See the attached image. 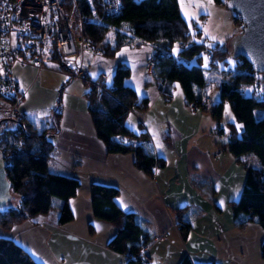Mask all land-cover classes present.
Listing matches in <instances>:
<instances>
[{"label":"crops","instance_id":"1","mask_svg":"<svg viewBox=\"0 0 264 264\" xmlns=\"http://www.w3.org/2000/svg\"><path fill=\"white\" fill-rule=\"evenodd\" d=\"M198 32L193 40L204 43L199 40L202 32ZM104 42L113 46L114 36ZM152 50L149 44L123 45L113 55L85 50L84 78H72L54 60L39 69L18 63L12 67L18 88L23 91L20 107L25 118L38 130L46 131L52 142L54 151L48 171L79 182L75 195L67 201L73 215L70 221L58 223L61 200L55 199L49 212L14 224L8 230L0 227V237L14 241L38 264L127 262V255L108 248L116 228L94 216L92 184L117 188L115 204L134 213L152 234V240L141 252L149 257L148 264H179L185 256L197 264H264V213L239 227L230 205L240 196L247 169L258 166L244 164L249 153L238 160L229 152V129L219 127L210 110L187 108L183 90L175 94L177 86L173 84L177 81L172 82L170 98L161 94L152 71L145 69ZM118 63L130 68L123 84L135 91L137 104L147 100L146 108L138 106L128 111L125 125L138 138L145 136L154 156L164 159V166L156 165L153 176L136 167L134 153L107 152L88 109V81L102 76L104 83L112 87ZM206 74L208 88L214 86L218 92L216 68ZM160 104L166 108H158ZM11 122L3 127L17 125ZM236 126L240 131L241 125ZM128 140L131 142V137ZM181 207L190 222L185 238L176 225L174 212Z\"/></svg>","mask_w":264,"mask_h":264},{"label":"trees","instance_id":"2","mask_svg":"<svg viewBox=\"0 0 264 264\" xmlns=\"http://www.w3.org/2000/svg\"><path fill=\"white\" fill-rule=\"evenodd\" d=\"M213 1L225 4V0ZM78 3L81 13L100 16V21L85 23L83 33L89 45L99 48L103 55H113L123 45L139 47L149 44L159 51L152 73L165 98H170L174 81L180 83L189 105L192 102L198 103L208 92L210 83L205 71L211 70L212 65L203 66L201 50L205 44L193 40L200 32H192L187 27L180 15L177 0H124L120 14L115 17L102 15L101 0H78ZM236 20H239L238 16ZM111 29L115 31L113 46L103 42ZM178 40L182 45L174 50ZM191 40L194 41L192 45ZM226 44L227 42L221 46L216 44L210 47L215 58L213 66H216L218 73L216 80L219 101L208 111L210 110L220 123L223 105L227 102L235 118V122L227 124L229 152L238 160L242 154L252 153L260 162V166L247 169L240 196L230 203L235 224L243 227L264 213V115L258 118L255 116L256 110H264V100L259 99L257 94H243L239 88L249 87L257 81L260 91L264 92V78L258 77V73L252 70L248 62L238 57L235 59L236 71L233 76L225 79L227 67H217V60L224 61L225 65V59L228 57ZM129 75L130 68L124 63H118L113 73L112 87L104 83L102 76L88 81L91 87L88 109L96 134L103 141L107 152L134 153L136 167L153 176L156 165L164 166V159L156 158L148 143L138 145L128 140L129 137L138 138L125 125L128 111L133 107H147V100L137 104L135 91L123 84V80ZM261 75L264 76V73ZM5 120L17 124L14 128L7 129L2 126L0 149L6 159V175L12 193L17 195L19 205L13 203L6 209H0V227L8 230L14 224L49 212L55 199L61 200L58 223L70 221L73 215L67 201L75 195L79 186L78 180L48 171L54 148L46 137V131L38 130L36 125L25 117L19 120L3 119ZM236 124L241 125L240 131ZM90 190L94 216L116 228V234L108 243V248L127 255L125 264H142L137 256L152 240V234L139 223L134 213L125 212L115 204L113 198L118 193L117 188L92 184ZM174 212L176 225L185 238L190 228L185 208H176ZM261 226L264 229V221ZM261 255L264 258V241L261 245ZM0 264L38 263L14 241L0 237ZM179 264L197 263L185 256Z\"/></svg>","mask_w":264,"mask_h":264},{"label":"built area","instance_id":"3","mask_svg":"<svg viewBox=\"0 0 264 264\" xmlns=\"http://www.w3.org/2000/svg\"><path fill=\"white\" fill-rule=\"evenodd\" d=\"M101 1L102 15L115 17L120 14L124 0ZM235 15L243 24L239 14L235 12ZM99 17L81 13L78 0H0V119L25 117L20 107L23 91L18 88L12 73V67L17 63L39 69L47 61L54 60L64 65L72 78L86 77L84 51L98 53L100 49L89 45L83 27L85 23L100 21ZM192 44L194 41L191 40ZM158 53L157 49L152 50L145 63L147 71H152ZM201 55L208 66L215 64L209 46L202 48ZM239 90L243 94H257L264 100V92L260 91L257 81ZM215 102L207 92L198 103L192 102L189 106L194 110H208ZM131 142L142 145L147 144L148 139L142 136L131 138ZM137 257L142 264L149 263V257L144 253Z\"/></svg>","mask_w":264,"mask_h":264},{"label":"rangeland","instance_id":"4","mask_svg":"<svg viewBox=\"0 0 264 264\" xmlns=\"http://www.w3.org/2000/svg\"><path fill=\"white\" fill-rule=\"evenodd\" d=\"M226 1V0H225ZM180 10V15L187 23V27L194 31H201L202 35L199 40L205 41L204 43L208 46H214L219 43H223L228 39V37H231L235 33H239L242 30L243 24L239 22V20L235 19V13L232 9L228 8L223 4L216 5L214 4L213 0H177ZM241 19V18H240ZM233 30V32L230 33V31ZM230 33V34H228ZM115 35V31L111 29L103 39L106 40V38H110ZM230 35V36H229ZM188 41L189 39H185ZM179 41V40H178ZM174 45V50L177 49V46H181L182 43L180 41ZM226 63L224 65V61L217 60L218 66L222 68L227 67V71H225L224 77L225 79L230 78L233 76L234 71H236V62L235 59L230 58L229 56L225 59ZM208 63L206 61H203V66L206 67ZM216 66L212 65V69H215ZM230 68H234L232 71ZM208 72V70H206ZM205 71V72H206ZM233 72V73H232ZM258 73V72H257ZM262 73H258V77H263L261 75ZM173 86L176 87V92H181L182 88L180 83H174ZM174 87L172 88V90ZM208 92L213 96V99L218 98V92L217 89L214 86L209 87ZM175 98V97H174ZM214 99V100H215ZM158 108H166L163 105H159ZM187 108H192L187 105ZM223 118L220 122L219 127L224 128L225 131H227L228 126L226 125L227 122L235 121L234 115L232 111L230 110V107L228 106L227 102L223 105ZM200 110V109H199ZM200 112H203L200 110ZM264 115V110H256L255 116L261 117ZM12 123L11 121L5 120L3 121V125L7 123ZM6 127V126H5ZM14 128V127H13ZM244 164L247 166H260V162L258 158L253 155L252 153H249V155H246L243 159ZM18 204L19 201L17 200V195L13 194L12 199L10 203H8L6 206H10V204ZM5 206V208H6Z\"/></svg>","mask_w":264,"mask_h":264},{"label":"water","instance_id":"5","mask_svg":"<svg viewBox=\"0 0 264 264\" xmlns=\"http://www.w3.org/2000/svg\"><path fill=\"white\" fill-rule=\"evenodd\" d=\"M228 8L243 21L242 30L227 41L228 56L248 62L254 72L264 73V0H226ZM3 119H0V133ZM13 193L6 175V159L0 149V209H6ZM6 206V208H5Z\"/></svg>","mask_w":264,"mask_h":264},{"label":"bare ground","instance_id":"6","mask_svg":"<svg viewBox=\"0 0 264 264\" xmlns=\"http://www.w3.org/2000/svg\"><path fill=\"white\" fill-rule=\"evenodd\" d=\"M240 22V21H239Z\"/></svg>","mask_w":264,"mask_h":264}]
</instances>
